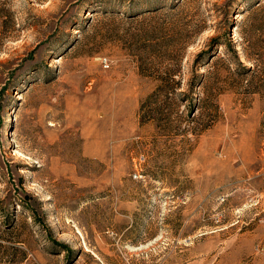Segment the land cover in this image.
Here are the masks:
<instances>
[{
	"label": "rangeland",
	"instance_id": "1",
	"mask_svg": "<svg viewBox=\"0 0 264 264\" xmlns=\"http://www.w3.org/2000/svg\"><path fill=\"white\" fill-rule=\"evenodd\" d=\"M0 1V264H264V0Z\"/></svg>",
	"mask_w": 264,
	"mask_h": 264
},
{
	"label": "trees",
	"instance_id": "2",
	"mask_svg": "<svg viewBox=\"0 0 264 264\" xmlns=\"http://www.w3.org/2000/svg\"><path fill=\"white\" fill-rule=\"evenodd\" d=\"M35 1H39V0H35ZM263 7H260L259 9H257L259 12H263V9H262ZM148 11H152V12H154V11H156V9H152V10H148ZM15 17H16V13L15 12H13L11 9H9V8H7L1 1H0V23H1V27H2V29H3V31H8L9 32V30L10 29H15V25H16V23H15ZM245 22V21H244ZM255 27V26H254ZM263 27H264V24L263 25H260V28H257V30H256V32L255 33H257V34H255V36L256 35H258V33H261V34H259L260 36H263L264 35V30H263ZM255 29H256V27L253 29L254 31H255ZM254 39V38H253ZM227 40L228 39H226V40H224V42L222 43V45H226L227 44ZM247 43H249L248 42V40H245ZM255 45H257L255 42L254 43H250V46L251 47H254ZM255 47H257V46H255ZM249 54H247L245 51H244V56H245V58L247 59V60H249V57L250 56H248ZM172 76V73H170V72H167L166 73V76L164 77V78H157V80H158V85H157V88H156V92H161V91H163V87H165L167 84H168V82H170V81H173L174 82V80H172L173 78L171 77ZM148 100H149V98H148Z\"/></svg>",
	"mask_w": 264,
	"mask_h": 264
},
{
	"label": "crops",
	"instance_id": "3",
	"mask_svg": "<svg viewBox=\"0 0 264 264\" xmlns=\"http://www.w3.org/2000/svg\"><path fill=\"white\" fill-rule=\"evenodd\" d=\"M259 243H264V237L262 239H260Z\"/></svg>",
	"mask_w": 264,
	"mask_h": 264
}]
</instances>
